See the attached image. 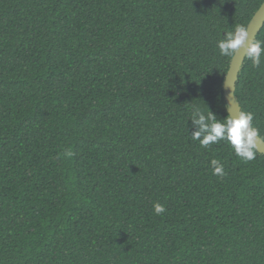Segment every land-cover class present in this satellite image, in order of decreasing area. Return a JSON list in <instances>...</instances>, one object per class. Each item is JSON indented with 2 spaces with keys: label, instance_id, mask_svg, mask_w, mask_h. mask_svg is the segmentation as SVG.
Instances as JSON below:
<instances>
[{
  "label": "trees",
  "instance_id": "trees-1",
  "mask_svg": "<svg viewBox=\"0 0 264 264\" xmlns=\"http://www.w3.org/2000/svg\"><path fill=\"white\" fill-rule=\"evenodd\" d=\"M263 2L0 0V264H264V155L191 137ZM235 95L264 136V55Z\"/></svg>",
  "mask_w": 264,
  "mask_h": 264
},
{
  "label": "clouds",
  "instance_id": "clouds-1",
  "mask_svg": "<svg viewBox=\"0 0 264 264\" xmlns=\"http://www.w3.org/2000/svg\"><path fill=\"white\" fill-rule=\"evenodd\" d=\"M249 37L246 26L236 25L233 31L227 32L224 38L217 42L220 55L231 60L243 49L244 57L252 61L253 67H259L261 56L264 55V41L249 42ZM224 86L228 87L227 79H224ZM225 110L229 114L226 119L221 120L217 119L212 112L205 115L194 106L191 121L197 130L191 133L192 139L199 141L202 147L225 140L232 146L238 157L245 161L255 159L260 147L264 145V136L260 134L257 127L253 126V114L246 111L233 114L231 104L225 105ZM211 167L214 175H223V165L218 160L212 159ZM154 211L160 214L165 209L161 204L156 203Z\"/></svg>",
  "mask_w": 264,
  "mask_h": 264
},
{
  "label": "water",
  "instance_id": "water-1",
  "mask_svg": "<svg viewBox=\"0 0 264 264\" xmlns=\"http://www.w3.org/2000/svg\"><path fill=\"white\" fill-rule=\"evenodd\" d=\"M264 27V2L254 14L252 20L250 21L247 29L249 31L250 37L249 42L256 40L258 34ZM246 58L244 57L243 49L237 53L236 57L231 60L229 70L226 74L225 79L228 80V87L224 88V99L226 105L231 104L233 114L242 111L240 103L236 98V85L239 80L240 73L243 69ZM229 114V113H228ZM260 154L264 155V145L260 147L258 151Z\"/></svg>",
  "mask_w": 264,
  "mask_h": 264
}]
</instances>
